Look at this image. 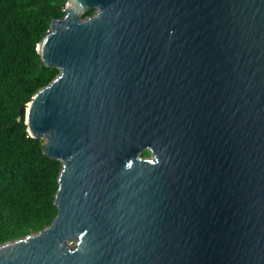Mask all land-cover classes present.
I'll return each mask as SVG.
<instances>
[{
	"label": "water",
	"instance_id": "1",
	"mask_svg": "<svg viewBox=\"0 0 264 264\" xmlns=\"http://www.w3.org/2000/svg\"><path fill=\"white\" fill-rule=\"evenodd\" d=\"M37 48L58 210L0 264H264V0H67Z\"/></svg>",
	"mask_w": 264,
	"mask_h": 264
},
{
	"label": "trees",
	"instance_id": "2",
	"mask_svg": "<svg viewBox=\"0 0 264 264\" xmlns=\"http://www.w3.org/2000/svg\"><path fill=\"white\" fill-rule=\"evenodd\" d=\"M66 2L0 0V244L42 229L57 214L62 162L29 133L21 108L60 72L44 63L37 47Z\"/></svg>",
	"mask_w": 264,
	"mask_h": 264
}]
</instances>
